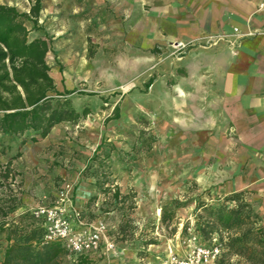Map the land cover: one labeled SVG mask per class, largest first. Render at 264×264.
I'll list each match as a JSON object with an SVG mask.
<instances>
[{"label": "rangeland", "instance_id": "374dc122", "mask_svg": "<svg viewBox=\"0 0 264 264\" xmlns=\"http://www.w3.org/2000/svg\"><path fill=\"white\" fill-rule=\"evenodd\" d=\"M39 1L38 29L26 23L28 40L48 42L45 61L56 90L73 91L65 96L71 107L89 114L55 126L35 143L20 145V138L0 134V257L1 230L60 196L85 222L105 226L92 264H165L190 233L218 244V236L205 240L196 232L202 214L196 206L239 193L227 181L230 136L225 120L211 111L210 95L196 87L195 72H186L172 54L171 42L147 40V1ZM32 4L0 0L20 13ZM242 194L264 223L248 192ZM172 202L178 207H168ZM106 243L113 245L109 252ZM65 260L73 262L74 255Z\"/></svg>", "mask_w": 264, "mask_h": 264}, {"label": "trees", "instance_id": "16d2710c", "mask_svg": "<svg viewBox=\"0 0 264 264\" xmlns=\"http://www.w3.org/2000/svg\"><path fill=\"white\" fill-rule=\"evenodd\" d=\"M40 1L33 0L28 13L0 5V134L20 138V145L45 139L51 130L62 123H76L89 114L87 108L77 112L65 98L73 91L60 94L49 76L45 57L49 44L45 40H28L26 23L38 29ZM152 79L145 84L148 89ZM115 114L117 108H115ZM95 185L103 194L105 182ZM114 199H122L118 189ZM242 192L216 200L212 204L196 206V232L205 240L218 236L223 253L217 264H264V223ZM226 203L233 204L228 206ZM168 207L176 208L172 202ZM167 207L162 210V221L168 218ZM5 225V224H4ZM3 225V226H4ZM7 225V224H6ZM5 247L0 264H65L68 252L59 242L42 244L43 226L30 212H25L1 230ZM96 254V253H95ZM93 254L74 256L68 264H92Z\"/></svg>", "mask_w": 264, "mask_h": 264}, {"label": "crops", "instance_id": "0c3cea01", "mask_svg": "<svg viewBox=\"0 0 264 264\" xmlns=\"http://www.w3.org/2000/svg\"><path fill=\"white\" fill-rule=\"evenodd\" d=\"M151 42L205 43L181 58L210 95L211 111L225 120L227 181L232 193L248 192L264 216V0H146ZM236 30V32L234 31Z\"/></svg>", "mask_w": 264, "mask_h": 264}, {"label": "built area", "instance_id": "2783aa9c", "mask_svg": "<svg viewBox=\"0 0 264 264\" xmlns=\"http://www.w3.org/2000/svg\"><path fill=\"white\" fill-rule=\"evenodd\" d=\"M222 40H225L224 36H215L203 44L177 40L171 42L169 48L180 60L182 55L196 46L212 47ZM30 213L42 222V244L59 242L69 254L74 256L95 254L101 249L105 226L102 223L85 222L80 212L63 196H60L53 205L37 207ZM104 249L109 252L113 249V245L106 243ZM220 253V247L214 239L212 243L205 244L190 233L184 249L180 253H170L165 264H216Z\"/></svg>", "mask_w": 264, "mask_h": 264}]
</instances>
